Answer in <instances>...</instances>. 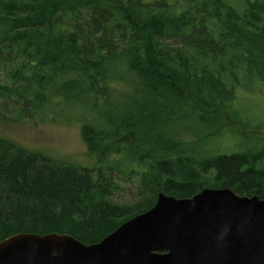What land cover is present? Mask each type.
Segmentation results:
<instances>
[{"label": "trees", "instance_id": "16d2710c", "mask_svg": "<svg viewBox=\"0 0 264 264\" xmlns=\"http://www.w3.org/2000/svg\"><path fill=\"white\" fill-rule=\"evenodd\" d=\"M252 78L264 83V0H0V104L14 122L60 101L90 107L81 135L97 159L80 170L0 135V243L95 245L160 193L264 199V137L240 134L251 146L227 155L202 145L241 118L237 88ZM193 121L209 131L188 144L177 136ZM115 174L137 183L134 203L114 200Z\"/></svg>", "mask_w": 264, "mask_h": 264}, {"label": "water", "instance_id": "95a60500", "mask_svg": "<svg viewBox=\"0 0 264 264\" xmlns=\"http://www.w3.org/2000/svg\"><path fill=\"white\" fill-rule=\"evenodd\" d=\"M0 264H264V199L231 189L191 199L160 193L98 244L17 234L0 243Z\"/></svg>", "mask_w": 264, "mask_h": 264}, {"label": "rangeland", "instance_id": "374dc122", "mask_svg": "<svg viewBox=\"0 0 264 264\" xmlns=\"http://www.w3.org/2000/svg\"><path fill=\"white\" fill-rule=\"evenodd\" d=\"M262 84L264 85L252 78L245 83L248 89L237 88L240 91L238 92L239 104L237 107L241 118H233L230 122L223 121L225 124L223 134H219L209 142H203L204 147L227 155L246 150L251 146V144L241 145L244 137L241 138L240 134L245 137L250 135L247 137L248 143L254 142L257 136L264 137V86ZM131 94L136 96L134 91ZM133 99L137 98L133 97ZM138 99L140 102L145 101L141 89H139ZM43 111L41 116L34 115L31 118L29 116V118L14 122L12 121L14 116L12 105L1 103L0 135L10 138L28 151L46 155L56 161L66 162L80 170L92 169L96 165L97 159L87 151V146L81 135L82 120H80L84 113L91 111V108L82 105H69L65 101H60L59 106L46 107ZM88 117H92V115H88ZM208 131L195 123L186 127L177 137L181 141L191 144L200 140V136H205ZM119 142L122 143V140ZM114 177L119 185L114 200L126 205L134 203L137 199L135 195L138 186L133 182L134 179H126L118 174H115Z\"/></svg>", "mask_w": 264, "mask_h": 264}]
</instances>
